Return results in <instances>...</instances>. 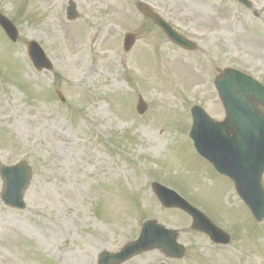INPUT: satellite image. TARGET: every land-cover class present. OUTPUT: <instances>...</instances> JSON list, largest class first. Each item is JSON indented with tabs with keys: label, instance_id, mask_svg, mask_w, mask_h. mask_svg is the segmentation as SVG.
Instances as JSON below:
<instances>
[{
	"label": "rangeland",
	"instance_id": "obj_1",
	"mask_svg": "<svg viewBox=\"0 0 264 264\" xmlns=\"http://www.w3.org/2000/svg\"><path fill=\"white\" fill-rule=\"evenodd\" d=\"M68 1L0 0L18 31L13 43L0 28V165L25 160L33 172L24 209L0 200V264H97L147 219L176 232L183 256L151 249L121 264H264V220L253 219L188 137L192 105L224 119L213 85L219 71L236 68L264 84V0H250L252 9L233 0H72L73 21ZM139 3L196 49L174 45ZM126 33L136 37L128 52ZM29 40L51 71L33 69ZM138 96L148 106L142 115ZM152 181L229 233L228 246L162 207Z\"/></svg>",
	"mask_w": 264,
	"mask_h": 264
},
{
	"label": "water",
	"instance_id": "obj_2",
	"mask_svg": "<svg viewBox=\"0 0 264 264\" xmlns=\"http://www.w3.org/2000/svg\"><path fill=\"white\" fill-rule=\"evenodd\" d=\"M239 1L248 6L246 0ZM139 9L175 43L189 49L194 47L173 32L146 6L140 5ZM76 17L75 5L70 1L67 18L73 20ZM0 25L12 40L16 39L15 27L1 14ZM134 41L133 34H126L123 39L124 50L128 51ZM28 54L38 70L51 69L49 61L34 41L28 43ZM214 85L223 103L226 118L223 122H214L199 107L193 106V125L189 135L198 152L208 159L219 173L232 179L238 194L259 221L264 218V193L260 186L261 173L264 171V87L229 68L219 73ZM145 109V103L139 99L137 111L142 113ZM30 176L31 172L25 161L13 166H0V177L3 181L0 198L5 205L24 207L22 196ZM152 189L163 206L178 207L186 211L192 218V228L205 232L216 243H228L229 238L225 233L174 191L155 182L152 183ZM175 239V232L163 229L154 221H147L136 241L127 244L118 253H102L99 263L119 264L139 252L153 248H162L166 255L177 258L183 254V248Z\"/></svg>",
	"mask_w": 264,
	"mask_h": 264
},
{
	"label": "bare ground",
	"instance_id": "obj_3",
	"mask_svg": "<svg viewBox=\"0 0 264 264\" xmlns=\"http://www.w3.org/2000/svg\"><path fill=\"white\" fill-rule=\"evenodd\" d=\"M68 144L67 143H64V146H67Z\"/></svg>",
	"mask_w": 264,
	"mask_h": 264
}]
</instances>
